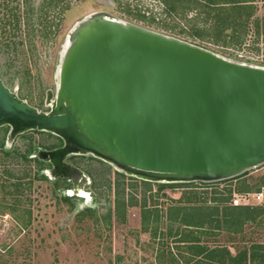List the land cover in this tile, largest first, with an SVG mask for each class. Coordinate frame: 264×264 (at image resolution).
I'll return each mask as SVG.
<instances>
[{"label": "water", "instance_id": "1", "mask_svg": "<svg viewBox=\"0 0 264 264\" xmlns=\"http://www.w3.org/2000/svg\"><path fill=\"white\" fill-rule=\"evenodd\" d=\"M51 110L0 78V128L62 140L36 157L54 177L90 155L139 180L215 183L264 164V68L96 12L78 21ZM127 176V175H126Z\"/></svg>", "mask_w": 264, "mask_h": 264}, {"label": "rangeland", "instance_id": "2", "mask_svg": "<svg viewBox=\"0 0 264 264\" xmlns=\"http://www.w3.org/2000/svg\"><path fill=\"white\" fill-rule=\"evenodd\" d=\"M192 2L190 8L188 2L186 7L178 4L172 15L161 0H0V78L24 102L48 113L56 96L70 31L78 21L96 12L187 41L230 61L264 68V0H253L254 15L242 43L237 45L229 38L224 44L223 36L216 41L213 20L197 1ZM256 20L260 23L258 30ZM2 128L0 142L8 127ZM57 143L46 133L30 131L17 136L13 148L26 155L38 146L48 148ZM11 144L7 136L6 147ZM13 156L4 159L0 150V185L15 183V178L22 177L21 198L26 201L24 207L30 209L31 223L23 229L7 211L0 214V264H158L160 240L153 241L149 233L142 232L140 208L115 207L116 170L111 165L100 164L90 155H73L70 162L76 169L70 168L69 174L62 178L45 171L48 180H44L37 177L38 167L33 159L17 161ZM25 173L28 177H23ZM124 181L134 184L129 179ZM191 184L194 187L188 189L163 190L154 185L146 204L164 212L168 206L211 200L212 187L200 185L210 183ZM140 190L138 187L135 192L129 187L126 193H134L141 203ZM218 190L220 197L264 194V164L245 171ZM8 199V195L0 192L3 211ZM252 205L264 208V198ZM163 226L160 230H166ZM209 240L211 245L227 246L233 253L252 243L264 244V216L256 223L246 224L241 234L228 237L221 233Z\"/></svg>", "mask_w": 264, "mask_h": 264}, {"label": "trees", "instance_id": "3", "mask_svg": "<svg viewBox=\"0 0 264 264\" xmlns=\"http://www.w3.org/2000/svg\"><path fill=\"white\" fill-rule=\"evenodd\" d=\"M167 6L168 14L176 12L178 4L183 7L194 0H161ZM203 7L205 15L213 20L212 31L216 32L218 37L223 36V43H226V38L234 41V43H242V38L246 35L248 25L254 15L255 7L252 6L253 0H195ZM193 4L195 2H192ZM196 4V3H195ZM254 7V8H253ZM29 13V12H28ZM185 14L182 15L184 17ZM256 29L260 27L258 20L254 22ZM264 25V18H263ZM230 31V32H228ZM264 35V28L262 29ZM239 35V36H238ZM3 129L2 127L0 130ZM35 133H46L58 140L56 145L48 148L38 146V149L31 150V153L20 155L13 148V142L9 148L6 147L5 141L9 134L8 128L5 130L3 140L0 142V150L3 153L4 159L13 156L18 161L33 159L37 164V177L39 179L48 180L45 171L51 170V165L41 161L36 157L38 150H53L62 146V140L48 132L31 131ZM19 135V136H23ZM34 157H31L33 156ZM75 156H70L67 161L72 166L76 167L70 159ZM85 157V156H82ZM91 159L100 164L105 162L90 156ZM5 161V160H4ZM107 164V163H105ZM14 168V167H12ZM16 168V167H15ZM108 169V168H107ZM13 171H15L13 169ZM19 171V170H17ZM108 171V170H107ZM50 173V172H49ZM87 173L92 177L90 171ZM244 174V173H243ZM243 174L215 182L210 184H200L201 187L208 186L211 188V200L208 203H188L176 204L168 206L164 212L158 208H150L147 206V194L152 186H156L159 190L165 188H192L191 183L177 184H161L152 183L126 176L123 172L116 170V179L114 184V203L118 210L121 206H131L140 208L141 230L144 233H149L153 241L160 240V247L157 250L156 260L158 264H264V244L252 243L248 247H240L235 253L231 252L230 248L220 244H210V238L221 233H225L228 237L236 236L243 233L244 226L248 223H256L259 218L264 216V208L258 206H233L231 205V194L228 197H220L218 189L222 184L232 180H236ZM29 174H24L28 177ZM13 176V175H12ZM15 183H4L0 185V192H4L9 196L4 211L0 206V214L6 212L18 223L21 228H26L31 223L30 209L24 207L25 200H22L23 187L19 184L22 177L15 178ZM125 179L133 181L134 184H126ZM110 186V187H109ZM133 188L135 192L138 187H141L140 194L142 196L141 203L137 200L134 193H126V189ZM111 189V185H108ZM109 221L111 220V209L109 210ZM165 215V216H164ZM164 219V221H163ZM162 224L166 230H160ZM163 226V227H164Z\"/></svg>", "mask_w": 264, "mask_h": 264}, {"label": "built area", "instance_id": "4", "mask_svg": "<svg viewBox=\"0 0 264 264\" xmlns=\"http://www.w3.org/2000/svg\"><path fill=\"white\" fill-rule=\"evenodd\" d=\"M264 198L262 192H257L252 195H246L245 197H232L231 205L233 206H253L254 202H260Z\"/></svg>", "mask_w": 264, "mask_h": 264}, {"label": "clouds", "instance_id": "5", "mask_svg": "<svg viewBox=\"0 0 264 264\" xmlns=\"http://www.w3.org/2000/svg\"><path fill=\"white\" fill-rule=\"evenodd\" d=\"M87 206H89V207H95V205H93V204H89ZM81 210H83V206H81Z\"/></svg>", "mask_w": 264, "mask_h": 264}]
</instances>
